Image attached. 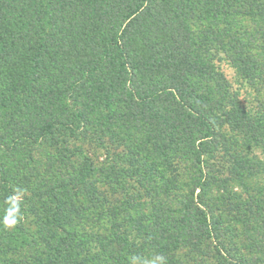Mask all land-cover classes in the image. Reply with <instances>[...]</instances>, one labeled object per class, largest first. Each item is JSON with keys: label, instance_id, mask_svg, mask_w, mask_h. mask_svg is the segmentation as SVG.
<instances>
[{"label": "trees", "instance_id": "1", "mask_svg": "<svg viewBox=\"0 0 264 264\" xmlns=\"http://www.w3.org/2000/svg\"><path fill=\"white\" fill-rule=\"evenodd\" d=\"M220 53L264 90V0H0V264H264V92Z\"/></svg>", "mask_w": 264, "mask_h": 264}, {"label": "rangeland", "instance_id": "2", "mask_svg": "<svg viewBox=\"0 0 264 264\" xmlns=\"http://www.w3.org/2000/svg\"><path fill=\"white\" fill-rule=\"evenodd\" d=\"M241 25H243L247 28L249 27L250 30L254 26L253 23H251V21H248V19L241 21ZM253 52H255V51H253ZM257 53H260V52H257ZM214 63L216 65V67L218 68V70L224 75V77L228 83L230 91L236 95L240 106L246 110H254L255 106H256L257 99L261 98L263 95V92H264L262 85L260 84L259 80L254 79L250 82V80L243 77L241 75V73L234 67V65L232 63H230L226 58H224L223 54H221V53L218 54V58H216V60H214ZM258 91H262V92H258ZM253 154L257 155L259 163L262 166L261 171H260L261 175L257 176V177H259L257 179V182L258 183L260 182V184L262 186V185H264V159L259 154L258 150L252 151V153L250 155H253ZM92 157L95 160L102 161L105 156H104L103 151H98L96 153V156L94 157V155H93ZM217 157H216V160L218 161L219 164H223L225 167L228 166L229 158H227V156L217 155ZM253 182L256 184V182L254 180H253ZM101 190L108 191V189H106L105 187L101 188ZM217 190H218L217 187L212 186V190H211L212 193H210L208 195H202L203 196L202 198H203V201L205 202V205H207L209 208H211V211H213L215 213V215L220 214V212L223 214V216H224V214H226L228 216L229 215H235L233 210L228 212L229 208H226L227 206L225 204L221 203L218 200L212 201V199H210V198H215V196L219 197V195L216 194L218 192ZM197 192L198 191H196V194H198ZM250 196H258V195H250ZM215 207L219 211L218 210L215 211L214 210ZM236 227H237L236 229L239 231V235L236 234V236H234V234H232L231 232L228 231V233L226 232L228 235H225V234L221 235L220 242L223 243V245L226 249L225 252H228L229 255H232L235 257L238 255L249 257L247 252L243 249V247L248 245L249 243H251L252 240L249 241L247 239L248 237L245 236L246 231H244V229H246V227H244L243 225H240V224H237ZM26 228L28 230L33 229L31 220H29L27 222ZM252 237H253V235H252ZM250 238H251V236H249V239ZM22 239H26V238L24 237ZM12 245H13L12 248L16 250L17 247L19 246V240H13ZM257 251H259V252L256 256L259 259H261L262 262L264 263V261H263L264 260V249H260ZM257 251H256V253H257Z\"/></svg>", "mask_w": 264, "mask_h": 264}]
</instances>
